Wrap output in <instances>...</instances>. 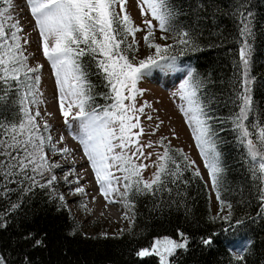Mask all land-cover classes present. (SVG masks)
Here are the masks:
<instances>
[{"label":"snow or ice","instance_id":"1","mask_svg":"<svg viewBox=\"0 0 264 264\" xmlns=\"http://www.w3.org/2000/svg\"><path fill=\"white\" fill-rule=\"evenodd\" d=\"M246 2L235 0L233 9L223 13L233 16L238 25L235 42L239 71L225 86V103L235 106L228 120L237 134L236 139L246 150L247 171L255 182L254 198L259 202L258 215L264 216V115L259 121L255 119L254 77L251 76L254 32L252 12L246 8ZM0 3L5 5L0 7V204H7L0 211V228H4L7 213L19 209L36 189L50 188L57 181L53 170L61 165L51 162L46 148L60 154H67L70 149L56 148L51 135L52 126L41 116L40 109L33 107L43 103L39 93V73L43 65H29L25 47L29 40L22 35L24 29L10 11L13 0H0ZM127 3L128 0H27L34 18V29L38 30L42 40L43 56L50 63L55 77L63 124L69 129L76 125L77 138L101 194L108 203H123L126 209L124 218L133 223L135 204L132 201L137 195L156 196L166 192L171 196L173 189L169 185L187 184L184 172L189 169L193 170L195 177L203 178L195 161L190 160L182 149L172 152L170 142L165 145L167 137L159 140L164 150L157 154L156 171L151 179L145 180L142 175L149 166L137 163L141 158H150L152 153L146 154L145 148L153 147L152 142L141 143V137L147 134L141 117L152 105L147 101L137 105L138 95H143L138 83L153 70L163 74L181 72L182 76L177 77L180 82L172 95L181 102L179 110L191 129L220 204V212L227 209L220 219L230 222L231 226L233 204L223 197L226 168L219 148L222 141L214 128L216 118L210 114L212 103L220 96L207 92L211 83L207 77L200 79L192 68L184 73L178 64L179 57L188 52L202 51L196 27L176 23L183 13L173 0H138L141 15L145 17L142 21L144 27L135 26L126 11ZM197 8L202 9L203 4H198ZM153 21L157 23L153 24ZM157 28L166 34L160 37L161 40L171 38L174 43L162 45L155 42ZM140 32L144 33V43L154 52L137 61L130 54L138 49L136 34ZM85 57H90V61ZM92 63L97 70L95 74L102 75L106 82L104 87L110 89L111 94H100L111 101L108 105H95L94 86L89 80ZM146 118L153 120L152 115ZM162 123L155 125L153 135ZM60 140L63 141V136ZM176 156L179 159L174 158ZM70 174L63 176L65 182ZM75 192L84 193L85 189L77 187ZM113 193L121 200L117 201ZM58 198L64 199L62 195ZM243 223L240 219L235 221L237 226ZM177 235L179 239L156 238L149 247L136 251V255L141 258L156 256L159 264H172L170 258L178 250L189 247L188 236L183 232ZM214 242L215 237L201 239V243L209 247ZM42 243L39 239L34 241L36 246ZM247 243L252 241L249 239ZM236 259L238 264H243L245 257L238 255ZM0 264H6L5 257L0 256Z\"/></svg>","mask_w":264,"mask_h":264},{"label":"trees","instance_id":"2","mask_svg":"<svg viewBox=\"0 0 264 264\" xmlns=\"http://www.w3.org/2000/svg\"><path fill=\"white\" fill-rule=\"evenodd\" d=\"M173 3L183 13L176 23L194 25L202 49L179 57L180 68L184 73L189 68L195 69L194 75L200 79L207 77L211 81L207 92L220 96L212 103L210 114L216 118L214 128L222 141L219 148L226 168L223 197L233 204L231 226L230 222L213 217L206 184L192 174V169L184 172L187 184L169 185L173 189L171 196L166 192L156 196L137 195L132 201L134 222L118 236H104L103 229L91 235L84 233L53 185L36 189L19 209L6 214V227L0 228V256L5 257L6 264H159L158 257L141 258L136 251L163 236L179 239L178 232L188 236L189 247L178 250L170 258L172 264H238V255L245 257L243 264H264V216L258 215L259 202L254 198L255 182L247 171L246 150L239 144L228 120L235 106L225 103V86L239 71L237 21L231 15H223L233 9L235 0H173ZM198 4H203V8L198 9ZM246 8L252 12L251 76L255 119L259 121L264 115V0H247ZM85 60L90 61V57ZM96 72L92 63L89 80L94 86L95 105H108L111 101L100 94H111L110 89L104 87L106 82ZM175 73L182 76L181 72L167 74L178 80ZM157 74L153 70L151 75ZM6 207V203L0 204V211ZM237 219L244 223L237 226ZM203 237H215V242L206 246L201 243ZM36 239L43 243L34 245Z\"/></svg>","mask_w":264,"mask_h":264},{"label":"rangeland","instance_id":"3","mask_svg":"<svg viewBox=\"0 0 264 264\" xmlns=\"http://www.w3.org/2000/svg\"><path fill=\"white\" fill-rule=\"evenodd\" d=\"M1 5L2 7L5 6L2 3ZM10 11L13 17L20 21L24 29L22 35L29 40V43L25 45L27 49L26 55L29 57V65H43L39 73L41 76L39 93L41 94L40 99L43 103L33 107H38L41 111V116L48 120L52 126L51 135L56 148L67 147L70 149L69 153L60 154L53 153L50 148H46L51 162L61 165L60 168L53 170V174L57 176V181L54 185L59 195L64 197L63 200L67 209L81 229L84 230V233L91 235L95 234L96 230L103 229L102 235L104 236H118L130 226L129 220L124 218L126 209L121 202L108 203L105 200L99 190V185L96 183L91 165L83 153V147L77 138L78 129L76 125L74 124L73 128L69 129L63 124V118L59 111L58 89L55 85V77L50 63L43 56L42 40L38 35V30L34 29V18L30 14L27 0H13V8ZM117 11H119V8H117ZM126 11L131 16L135 26L144 27L142 21L145 17L141 15L138 0H128ZM148 18L151 19L150 16ZM156 23V21H153V24ZM143 35V32L136 34V39L139 42L138 49L132 55L136 57L137 61L146 58L154 52L153 49H149L144 43ZM162 35L166 34L157 28L155 30V42L162 45L174 43L171 38L161 40L160 37ZM129 41H131V37H129ZM158 74L148 76L147 79L143 78L138 83V88L143 91V95H138L137 105L139 106L144 101L152 105V108L145 109L146 115L141 117L142 125L147 133L141 137V143L147 144L148 142H152L153 144L152 148H145L146 154L152 153L151 157L148 159L141 158V160L137 161V163L142 162L149 166L143 171V178L145 180L151 179L153 173L156 171L155 161L157 160V154L162 153L164 150L159 144V140L161 137H167L165 145H169L170 142V148L176 150L182 149L190 160L195 161V167L200 169L201 176L203 177L202 180L205 182L209 193L210 209L213 217L220 219V216L227 213V209H225L224 213L220 212V204L213 193L210 178L204 167L203 159L199 155L195 141L192 138L191 129L179 110L178 105L181 102L178 97L172 95L176 91L180 81L172 80L169 74ZM175 74L179 76V73ZM147 115H152L153 120L148 121ZM37 119L39 120L40 118ZM160 121H163V123L160 124L159 129L153 135L152 130ZM61 136H63V141L60 140ZM76 163H79L80 167L74 171L69 170V166ZM70 172L68 182H65L63 176ZM116 175L121 174L116 173ZM77 187H83L85 192L76 193L75 189ZM121 191H123L122 187ZM113 196L117 201L121 200L119 195L113 193ZM98 203L103 206V209L96 211L94 206Z\"/></svg>","mask_w":264,"mask_h":264},{"label":"bare ground","instance_id":"4","mask_svg":"<svg viewBox=\"0 0 264 264\" xmlns=\"http://www.w3.org/2000/svg\"><path fill=\"white\" fill-rule=\"evenodd\" d=\"M78 167H80V164L79 163H76L75 165L74 164H71L70 166H69V170H76ZM94 209L96 210V211H98L99 209H103V206L102 205H100V203H98V204H95V206H94ZM105 215V214H104Z\"/></svg>","mask_w":264,"mask_h":264}]
</instances>
